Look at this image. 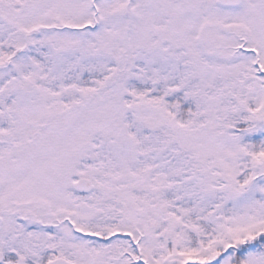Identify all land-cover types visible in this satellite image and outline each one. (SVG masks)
<instances>
[{"label":"snow or ice","instance_id":"snow-or-ice-1","mask_svg":"<svg viewBox=\"0 0 264 264\" xmlns=\"http://www.w3.org/2000/svg\"><path fill=\"white\" fill-rule=\"evenodd\" d=\"M0 264H264V0H0Z\"/></svg>","mask_w":264,"mask_h":264}]
</instances>
